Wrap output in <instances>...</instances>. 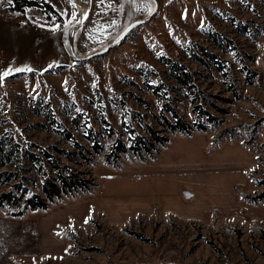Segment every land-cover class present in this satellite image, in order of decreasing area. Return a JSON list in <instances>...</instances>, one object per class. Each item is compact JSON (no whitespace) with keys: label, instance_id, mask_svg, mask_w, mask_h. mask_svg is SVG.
<instances>
[{"label":"rangeland","instance_id":"1","mask_svg":"<svg viewBox=\"0 0 264 264\" xmlns=\"http://www.w3.org/2000/svg\"><path fill=\"white\" fill-rule=\"evenodd\" d=\"M38 1L54 12L0 0V151H74L60 124L95 151L91 128L99 187L22 219L0 211L30 243L1 242L4 254L19 264H264V0ZM166 59L194 73L196 89L175 91ZM168 103L191 125L201 111L217 122L170 135L154 161H106L130 128L162 129Z\"/></svg>","mask_w":264,"mask_h":264},{"label":"trees","instance_id":"2","mask_svg":"<svg viewBox=\"0 0 264 264\" xmlns=\"http://www.w3.org/2000/svg\"><path fill=\"white\" fill-rule=\"evenodd\" d=\"M14 10L25 12L27 8H39L46 14L54 12L49 3L38 0H11ZM208 61L217 65L223 63L217 60L215 54H206ZM169 78L175 84V91L196 89L194 73L186 66L170 59L165 60ZM246 68V67H245ZM157 95V88L150 87ZM196 104L198 101H191ZM197 108V107H196ZM165 110L171 117L162 115V129L153 125H143V134L130 128L126 139L117 137L111 151L105 154L106 161H117L121 155L131 154L142 163L154 161L170 143V135L177 133L191 136L193 130L205 132L207 125H215L214 114L201 111L199 118L205 116V121L187 123L169 103ZM63 128L59 134L67 139L74 151H0V211L11 219H22L28 212H46L57 203L67 199H75L91 195L99 187L92 167L101 154V145L92 138L93 129H89L86 138L90 140L95 151H89L69 130Z\"/></svg>","mask_w":264,"mask_h":264},{"label":"crops","instance_id":"3","mask_svg":"<svg viewBox=\"0 0 264 264\" xmlns=\"http://www.w3.org/2000/svg\"><path fill=\"white\" fill-rule=\"evenodd\" d=\"M240 150V149H239ZM19 238L22 240L21 242V245H22V249L24 247H26L27 244H29L30 246V243L29 241H27V236L25 235V233L23 234H20L19 231L15 230L14 228L10 227V225L8 224H5V223H1L0 222V243L3 242V243H6L8 245V249H14L12 247V243L10 242L12 239L16 240L17 243L20 244V240ZM8 240V241H6ZM27 243V244H26ZM28 249V248H27ZM31 249V248H30ZM26 250V249H25ZM23 250V251H25ZM63 250V241L62 239L59 237V252L61 251L62 252ZM31 252V251H30ZM5 253V249H3L0 245V264H19V263H15L13 262L9 256H7Z\"/></svg>","mask_w":264,"mask_h":264},{"label":"snow or ice","instance_id":"4","mask_svg":"<svg viewBox=\"0 0 264 264\" xmlns=\"http://www.w3.org/2000/svg\"><path fill=\"white\" fill-rule=\"evenodd\" d=\"M69 3H73V0H69ZM73 6H75V5L73 4ZM73 15H75V14L73 13Z\"/></svg>","mask_w":264,"mask_h":264}]
</instances>
